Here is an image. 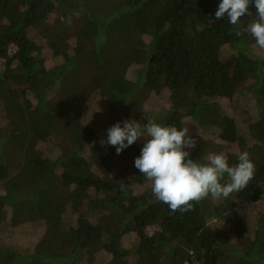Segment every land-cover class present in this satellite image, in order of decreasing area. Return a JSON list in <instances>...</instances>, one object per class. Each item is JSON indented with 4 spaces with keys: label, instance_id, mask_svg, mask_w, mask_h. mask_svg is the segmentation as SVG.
I'll use <instances>...</instances> for the list:
<instances>
[{
    "label": "trees",
    "instance_id": "trees-1",
    "mask_svg": "<svg viewBox=\"0 0 264 264\" xmlns=\"http://www.w3.org/2000/svg\"><path fill=\"white\" fill-rule=\"evenodd\" d=\"M219 2L0 0V264H88L90 254L101 264H264V49L237 36L227 15L215 20ZM126 11L127 30L111 31L107 23ZM248 11L240 28L255 21L254 2ZM90 55L95 89L79 91L94 102L75 138L85 142L51 155L65 75ZM226 114L225 132L217 118ZM126 119L191 122L198 141L189 158L223 153L234 166L246 151L253 178L173 213L135 167L143 137L119 155L99 143ZM32 170L42 172L37 180Z\"/></svg>",
    "mask_w": 264,
    "mask_h": 264
},
{
    "label": "clouds",
    "instance_id": "clouds-1",
    "mask_svg": "<svg viewBox=\"0 0 264 264\" xmlns=\"http://www.w3.org/2000/svg\"><path fill=\"white\" fill-rule=\"evenodd\" d=\"M253 2L255 21L247 28H240V19L245 14H252L248 8ZM225 15L227 21L237 27V36L247 32L264 49V0H220L215 20ZM61 21L71 23L64 17ZM141 137L145 142L140 155L135 158V167L151 181L156 200L167 204L173 213L188 212L193 208V201L199 202L209 195L213 199L227 198L245 189L253 178L255 165L248 152H241L234 166L229 165L223 153L209 154L206 163L194 161L186 150L196 147L189 128L164 126L152 119L143 126L135 119L116 122L107 129V139H101L99 143L101 146H115L119 155Z\"/></svg>",
    "mask_w": 264,
    "mask_h": 264
},
{
    "label": "rangeland",
    "instance_id": "rangeland-1",
    "mask_svg": "<svg viewBox=\"0 0 264 264\" xmlns=\"http://www.w3.org/2000/svg\"><path fill=\"white\" fill-rule=\"evenodd\" d=\"M130 20V16L128 12L121 13L119 17L112 19L107 24L111 31H123L127 30L128 23ZM247 33V32H246ZM251 45V44H249ZM124 49H121L119 56H123ZM73 70V71H72ZM72 71V72H71ZM72 75H71V73ZM98 72V60L94 55H90L87 57H81L77 60L76 65L65 75V77L69 74L65 82V87L63 84L64 89L68 92V95L63 100L62 105L57 106V110L55 111L56 121H57V128L55 129V133H57L58 139L55 146H53V151L51 155L56 153H64L76 145H79L80 142H85L83 137L77 142L75 138L78 137V130L79 126L82 129L81 125H79L78 121L84 122L87 118L88 110L91 109V106L94 102L93 95L89 92L91 97L86 96L85 94L80 93L79 89L82 86H86L91 90L95 89L96 83V76ZM64 77V78H65ZM67 88V89H66ZM122 91H128L130 89V84H126L120 87ZM155 102L161 103V96H156L153 98ZM164 106V104H161ZM176 110L180 113H184L186 111V103L179 102L176 105ZM187 122L190 119L186 120ZM217 121L221 128L226 131L229 130L227 127V114L226 118H217ZM69 125L75 126L76 129L73 130ZM67 126V127H66ZM66 127V128H65ZM189 128V135L192 136L196 142L198 141V130L195 126L192 125L190 122L187 126ZM35 142L38 144L40 143L39 138L34 139ZM84 155L88 158V150L85 151ZM73 173L81 172V173H88L90 170L88 168H83L80 170H71ZM42 174L41 171L32 170L30 172V178L33 180H37L40 175ZM261 190L264 193V185H261ZM0 192H2L0 188ZM154 231L153 228L149 229V232L152 233ZM156 258V257H155ZM88 264H101L99 258L96 254H90L87 260Z\"/></svg>",
    "mask_w": 264,
    "mask_h": 264
},
{
    "label": "built area",
    "instance_id": "built-area-1",
    "mask_svg": "<svg viewBox=\"0 0 264 264\" xmlns=\"http://www.w3.org/2000/svg\"><path fill=\"white\" fill-rule=\"evenodd\" d=\"M8 51H9L10 54H13L16 51V47L15 46H10L8 48Z\"/></svg>",
    "mask_w": 264,
    "mask_h": 264
}]
</instances>
